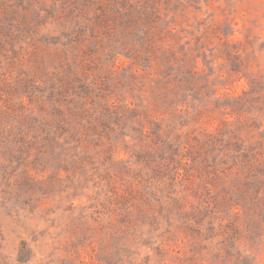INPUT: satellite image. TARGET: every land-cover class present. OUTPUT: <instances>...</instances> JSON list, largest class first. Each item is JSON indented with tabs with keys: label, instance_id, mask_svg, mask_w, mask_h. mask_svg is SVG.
<instances>
[{
	"label": "rangeland",
	"instance_id": "374dc122",
	"mask_svg": "<svg viewBox=\"0 0 264 264\" xmlns=\"http://www.w3.org/2000/svg\"><path fill=\"white\" fill-rule=\"evenodd\" d=\"M0 264H264V0H0Z\"/></svg>",
	"mask_w": 264,
	"mask_h": 264
}]
</instances>
